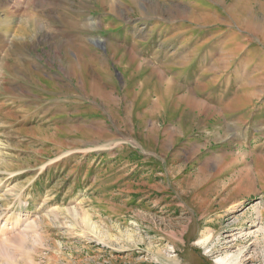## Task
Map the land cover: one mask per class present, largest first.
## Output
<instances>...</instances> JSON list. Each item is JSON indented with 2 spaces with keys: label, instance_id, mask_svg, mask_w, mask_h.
<instances>
[{
  "label": "rangeland",
  "instance_id": "374dc122",
  "mask_svg": "<svg viewBox=\"0 0 264 264\" xmlns=\"http://www.w3.org/2000/svg\"><path fill=\"white\" fill-rule=\"evenodd\" d=\"M219 259L264 264V0H0V264Z\"/></svg>",
  "mask_w": 264,
  "mask_h": 264
},
{
  "label": "bare ground",
  "instance_id": "6f19581e",
  "mask_svg": "<svg viewBox=\"0 0 264 264\" xmlns=\"http://www.w3.org/2000/svg\"><path fill=\"white\" fill-rule=\"evenodd\" d=\"M250 27L252 28L253 25H250ZM261 31H263L262 28H261ZM215 264H232V260L231 259H219V260H216Z\"/></svg>",
  "mask_w": 264,
  "mask_h": 264
}]
</instances>
